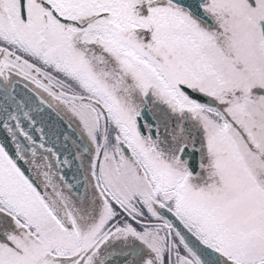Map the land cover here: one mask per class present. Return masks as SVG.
<instances>
[{
	"label": "snow or ice",
	"instance_id": "snow-or-ice-1",
	"mask_svg": "<svg viewBox=\"0 0 264 264\" xmlns=\"http://www.w3.org/2000/svg\"><path fill=\"white\" fill-rule=\"evenodd\" d=\"M0 264H264V0H0Z\"/></svg>",
	"mask_w": 264,
	"mask_h": 264
}]
</instances>
